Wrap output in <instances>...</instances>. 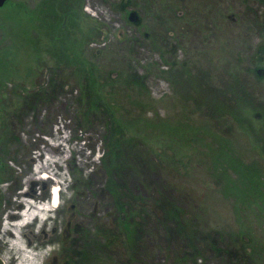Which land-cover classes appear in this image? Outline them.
<instances>
[{
	"label": "rangeland",
	"instance_id": "1",
	"mask_svg": "<svg viewBox=\"0 0 264 264\" xmlns=\"http://www.w3.org/2000/svg\"><path fill=\"white\" fill-rule=\"evenodd\" d=\"M43 1L0 6V225L22 188L48 198L51 181H25L57 132L69 138L61 204L25 235L50 248L43 264H264V205L237 173L239 159L255 167L264 192V0H80L85 70L100 86L91 109L89 75L52 61L46 40L28 32L25 14ZM183 70L253 106L241 120L211 115L176 83ZM111 136L120 145L112 156ZM109 188L134 213L128 239ZM150 192L179 207L178 223L140 205Z\"/></svg>",
	"mask_w": 264,
	"mask_h": 264
},
{
	"label": "trees",
	"instance_id": "2",
	"mask_svg": "<svg viewBox=\"0 0 264 264\" xmlns=\"http://www.w3.org/2000/svg\"><path fill=\"white\" fill-rule=\"evenodd\" d=\"M79 2L80 0H44L42 3H39L36 8L27 12L25 16L29 17L28 32L30 33L32 29L37 33L35 37L37 40H46L47 47L45 48L46 50L44 52H48L50 54L52 61H59L65 64L73 63L76 65V69H74L76 74L80 75L85 73L89 75V77L85 78L87 82L83 84L82 92L86 105H88V108L91 109L98 104L97 101L100 93V86L98 75H96L95 71L91 69L87 71L85 70V58L83 56L85 54L84 44L86 32L83 30V25L79 24L80 17L77 16L78 9H81L82 7V3ZM262 25L264 26V23ZM76 30H83V34L77 36ZM184 65L186 64L182 63V66ZM183 68L187 69L186 66ZM178 75L179 76L176 77V83L182 88H186L188 95L185 97L194 99L198 106L205 107L210 111L211 115H230L234 118H238L239 115V120H241L240 114L242 113V107H248L252 105L247 95H238L237 92L235 93L233 90L220 91L219 89H215L214 87L204 84L200 80L191 77L190 74L185 76L184 70L181 75ZM208 91L215 92V95H218V98L215 100L209 99L205 94ZM201 93H204V96H202ZM105 108L108 109L107 112L110 117H113L114 106L112 107L110 103H106ZM114 130L110 131L111 135L114 134L113 136L117 135V131L115 130V133ZM113 136H111L108 140L107 153L110 156L114 155L115 151L120 146L119 139H113ZM223 159L226 161L224 167H230L231 169L234 167V162H232L233 160L231 161V159L228 157H224ZM238 172L239 181H248L249 183V185L245 183L244 189H249L251 194H255V196L257 193L264 205V192H261L259 189L260 185L263 183L259 171L255 167L253 169L247 168V165H243L239 159V169L237 173ZM222 175H226V177L229 178L224 171ZM111 182L112 179L110 178L109 184L112 185ZM109 189L113 193V196H115L118 211L123 215L122 217L120 214V220L118 224L120 227L122 226V231L126 230L125 238L128 239L130 238V235L132 234L131 232L133 231L131 219L134 218V213L132 212L127 214L124 210L123 203L120 202L119 192L114 191L113 188ZM262 189H264L263 186ZM151 194L152 192H150L149 197L151 201L149 200V202H144L143 200L142 204L140 203V205H144L147 209L151 210L155 216L159 217L160 220L172 217L174 220L176 219V222L178 223L180 213L177 212L179 211V207L161 194L159 195L156 193V196H151ZM134 200L136 202L137 197L134 198ZM178 229L186 230L188 228L186 225H184L178 227Z\"/></svg>",
	"mask_w": 264,
	"mask_h": 264
},
{
	"label": "bare ground",
	"instance_id": "3",
	"mask_svg": "<svg viewBox=\"0 0 264 264\" xmlns=\"http://www.w3.org/2000/svg\"><path fill=\"white\" fill-rule=\"evenodd\" d=\"M52 140L45 149L44 158L36 163L25 181L32 186L37 179L51 181L48 198L42 201H32L25 196L33 195L34 188L30 187V191L21 190L18 193L20 200L7 211L0 225L1 257L4 264H43V259L50 250V248L28 243L25 235L28 227H31L33 233L36 234L51 219L56 218V210L61 204L65 177L64 173L58 170V166L63 165L67 158L65 152L69 150L67 148L69 138L54 132ZM52 147L59 148V152L54 153ZM70 149L80 151L81 147L72 146ZM13 209L19 210L14 211Z\"/></svg>",
	"mask_w": 264,
	"mask_h": 264
},
{
	"label": "water",
	"instance_id": "4",
	"mask_svg": "<svg viewBox=\"0 0 264 264\" xmlns=\"http://www.w3.org/2000/svg\"><path fill=\"white\" fill-rule=\"evenodd\" d=\"M6 0H0V5H2ZM135 11H132L129 15L130 20H134L135 19Z\"/></svg>",
	"mask_w": 264,
	"mask_h": 264
},
{
	"label": "flooded vegetation",
	"instance_id": "5",
	"mask_svg": "<svg viewBox=\"0 0 264 264\" xmlns=\"http://www.w3.org/2000/svg\"><path fill=\"white\" fill-rule=\"evenodd\" d=\"M7 1H8V0H6L3 4H5ZM3 4H2V5H3ZM2 5H0V6H2Z\"/></svg>",
	"mask_w": 264,
	"mask_h": 264
},
{
	"label": "built area",
	"instance_id": "6",
	"mask_svg": "<svg viewBox=\"0 0 264 264\" xmlns=\"http://www.w3.org/2000/svg\"><path fill=\"white\" fill-rule=\"evenodd\" d=\"M94 14V13H93Z\"/></svg>",
	"mask_w": 264,
	"mask_h": 264
}]
</instances>
